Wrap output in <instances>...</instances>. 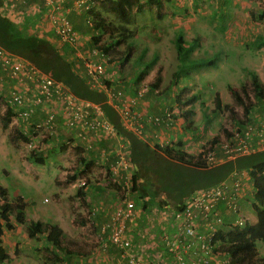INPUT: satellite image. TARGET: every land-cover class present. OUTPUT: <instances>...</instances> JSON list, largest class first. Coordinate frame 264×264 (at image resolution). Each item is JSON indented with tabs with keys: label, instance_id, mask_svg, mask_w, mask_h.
I'll use <instances>...</instances> for the list:
<instances>
[{
	"label": "built area",
	"instance_id": "built-area-1",
	"mask_svg": "<svg viewBox=\"0 0 264 264\" xmlns=\"http://www.w3.org/2000/svg\"><path fill=\"white\" fill-rule=\"evenodd\" d=\"M18 1L10 0V3H7L5 0L2 3L3 9H6L5 13L13 16L15 3ZM63 1L39 0L38 10L41 12L39 20L50 25L57 36V41L60 42L59 45L66 44L69 47L66 52L70 55L69 59L80 62L89 84L104 90L107 102L116 109L124 126L138 134L147 123L171 124L170 107H163L162 113L150 117L133 110L134 101L146 89L144 84L139 85L134 94L127 98L122 96V90H112L106 86L103 78L106 64L112 59L110 52L100 47L101 40L94 43L90 38L91 34L84 35L80 39V32L68 21L67 13L70 10L85 11L103 0H71V6H67ZM86 22L92 28L89 17L86 18ZM93 33L97 34V30L94 29ZM4 80L9 81L10 84L8 96L4 99L1 97V109L2 111L10 110V119L14 121V125L17 127L21 124L25 125L21 131L30 133L28 138L34 139L36 134L41 133L58 136L60 129H67L69 135L63 141L67 147L80 142V146L85 150L91 149L93 144L104 137L114 139L115 148L112 153L115 158L112 161L108 160L103 172L109 173L111 181L117 183L122 193L115 199L116 206L109 220L102 223L100 227V232L96 236V247L100 249L108 245L117 247L119 249L117 264H120L121 260L124 261L123 264H164L167 256L171 259L170 264H206L209 255L212 254L216 224H223L222 218L215 213L219 200L226 201L230 209L236 213L230 224L223 225L225 229L242 227L246 223V218L237 213L235 204V195L239 190L237 179L199 188L185 198L180 209H169L167 214L178 224L177 230L174 233L166 230L159 240L158 254H148L147 262H144L138 254L132 252L131 242L134 237L126 225V220L134 214L135 207L131 199L132 166L127 146L129 144L105 117L100 104L73 95L62 82L43 72L24 57L0 46V82ZM38 113L40 116L35 118L34 116ZM263 119L264 117L256 123L247 122L239 130H236V127L232 128L229 138L224 136L218 141L223 155L216 157L213 150L208 149L203 154L206 164L219 162L223 156L232 157L249 152L253 149L251 140L264 141ZM29 126L30 128H27ZM125 144L128 149L125 148ZM259 147L264 148V143L259 144ZM97 155L103 160L109 158V153L99 147ZM78 182L84 184V180L80 179ZM153 213L154 211L150 215ZM196 217L211 220L207 223L205 231L198 229L194 222ZM194 246L199 250L198 254L196 251H191L194 250ZM217 264L232 263L226 258L219 260Z\"/></svg>",
	"mask_w": 264,
	"mask_h": 264
},
{
	"label": "rangeland",
	"instance_id": "rangeland-1",
	"mask_svg": "<svg viewBox=\"0 0 264 264\" xmlns=\"http://www.w3.org/2000/svg\"><path fill=\"white\" fill-rule=\"evenodd\" d=\"M192 2H195V4H193L191 11L199 14L202 18L205 17L208 23V34L206 33L205 37L209 42L201 44V47L197 51H194L196 49L194 46V50H192L193 48L186 50L180 56L176 54L174 35L176 33L185 35L184 32L180 30L175 32L169 37L170 40L168 37L163 36L164 44L162 49L164 50V56H162L160 62L164 73L162 75L163 82L161 86L164 85L165 88L167 87L166 90L172 91L173 97L176 96L181 100L179 103L171 101L166 105H169L178 112H184L187 109L193 110L192 114L187 115L190 123L194 126L193 130L189 129V132L193 137L198 133H201L203 136H208L203 144V147L208 148L212 137L220 141L225 135V130L230 131L235 126L231 121V116L234 115L226 110L224 104L232 105L236 117L242 122L246 121L242 108L239 104L235 103L230 93V88L239 89L240 86L246 85L250 78V72L252 71L257 74L259 80L264 84V18L256 19L251 15V12L260 10L263 7L264 0H209L210 4L205 5L204 9L200 11L205 10L206 7L208 10L215 9V11H207L205 13L198 12L195 8L199 6L198 3L202 4V2L198 0H192ZM183 14L184 12L180 13V15ZM132 23H134V20ZM109 24L110 27L115 29L113 35L117 36L115 41L117 43L111 51L114 53V57L119 54L122 56L126 52L127 39L134 33L136 28L132 24L131 27L128 26V28L121 30L118 25H114L113 23ZM88 28L90 31V27ZM77 30L80 32V39L85 33H88L83 30ZM212 33L218 34L217 38L221 42L219 40H213L209 35ZM102 37L101 40L103 41H108L109 39L105 32L102 34ZM234 40L239 44H234ZM133 41L136 42V45L139 43L138 38H134ZM187 41L189 42L187 39L184 44H188ZM55 44L60 46L59 41H55ZM189 45L184 47L189 48ZM155 47L160 48V45L157 44ZM65 55L68 56L67 54ZM208 58L213 61L210 65L197 62L199 59L205 60ZM121 61L122 58H113L109 64H106V67H115L119 70L123 66ZM133 61L135 63L140 62L139 60H134L133 56L126 61V65L124 63V69L129 67L130 73L137 69L133 66ZM176 67L180 69H175ZM186 68L189 70L187 71ZM119 78L121 77L118 76ZM151 79L148 77L146 81L150 82ZM131 82L135 84V80ZM0 83L3 86L10 84L7 80ZM165 88L161 89L163 90ZM191 95L194 96L192 101H187L186 103V101L182 100L186 97L189 98ZM247 95L251 98L250 94ZM217 100H219L218 105ZM1 103L0 98V116L2 114ZM250 112L254 114L262 113L257 108H254ZM13 123L14 121L12 119L9 120L6 127H2L0 123V185L7 190V197L10 201H16V195H20L26 201L24 212L27 221L20 225L16 224V228L11 233L5 229L4 232H7L9 235L7 237L4 235L3 247L7 251L12 250L14 242L27 248L31 244L37 245L38 242L43 241L42 238L39 239L37 237L27 238L25 240L26 244H24L23 236L26 237V223L35 213L45 215L47 211L51 210L53 203H57V207L59 205L65 211L72 209L75 212V209L78 207L77 201L81 203L77 191V181L75 180L73 186L70 187L68 184H65L63 188H61L60 183H68L71 181V176L68 177V175H74V177L86 175V169L84 171L79 170L81 168L79 164L81 161L79 158L81 150L78 147H72V159L64 158L59 156L64 150V148L61 149L59 147L62 146L61 141L58 140L56 142L54 140L55 143L49 147L48 139L50 138L47 134L41 133L40 135L36 134V137L30 143L28 137L27 139L26 137L25 139L19 137L18 127L16 128V125ZM22 135L25 136L24 133ZM43 150H47L48 155L46 157L42 153ZM97 150L98 148L89 151L87 149V157L96 155ZM38 157L42 159L40 158L38 161ZM90 160L92 163L88 166L91 168L95 165V162L92 157H90ZM85 178L87 182L99 180L105 184H109L111 186V193L115 192V195H121L122 193L121 188L115 184L116 182L111 181L109 173L107 172L90 173ZM64 187L65 189L71 188L72 191L67 193ZM251 194L252 192H250ZM61 196L64 199H61ZM74 196L78 198L75 199ZM135 196L132 195L131 199H134ZM78 212L81 214L80 211ZM81 216L82 218H76V215H74L75 219L72 221L69 216L66 220L68 227L72 230V233L75 232V240H79L85 244L87 243L86 245H90V247L92 245L94 246L97 236L95 225L83 212ZM9 218L13 221L12 213L9 214ZM88 232L92 233V236L90 234L91 237L88 236ZM137 235L138 232L136 231L135 237ZM73 238L68 241L69 244L74 242ZM75 242L77 243V241ZM44 244H46L45 241L42 244H38L41 246L38 249L34 248L31 250V252H34V257L30 261L37 264H58V260H56L57 251H53V247L49 243L47 246H50V249L49 247L45 248ZM77 245L79 244L77 243ZM131 246L132 252L136 254L139 252L138 247H144L141 242L135 243L134 240L131 242ZM255 247L258 255H264V245L260 240L255 241ZM8 262L7 264L12 263L10 260Z\"/></svg>",
	"mask_w": 264,
	"mask_h": 264
},
{
	"label": "trees",
	"instance_id": "trees-1",
	"mask_svg": "<svg viewBox=\"0 0 264 264\" xmlns=\"http://www.w3.org/2000/svg\"><path fill=\"white\" fill-rule=\"evenodd\" d=\"M1 2H4V0H0V5H2ZM152 4L155 6V9L158 10L160 4H162V0H145L144 2L140 0H103L99 2L98 5L85 10V16L91 19L92 27L97 30V34L91 33V40H93L94 43L97 42L105 32L108 33L109 39L99 44L100 47L103 50H108L114 45V41H112L114 37H112V34L115 29L110 27L109 22L106 21V17L103 14L104 12L114 13L125 22H130L133 20L131 17L132 8L134 11H140L143 5L151 7ZM3 11L6 12V9ZM3 11L2 13L0 12V46L9 52L24 57L43 72L61 81L73 95L99 103L105 117L113 124L117 132L127 140L129 144V157L133 163L131 190L136 193L134 200H138L139 198V200H142L143 204L146 202H153L156 206L161 208L168 207L177 210L183 206L185 198L188 197L192 191L216 183H222L223 181L229 182L234 179L240 181L237 172L244 169L247 170L253 188L251 205L255 211L256 219L252 223L246 222L240 228L219 229L214 238L220 241L221 247L228 253L233 264H264V255H258L255 247L256 240H260L264 245V148L250 150L247 153L227 157L214 164H206L203 154L208 149H212L216 144L217 140L215 137L211 138L212 147H202L201 150L194 155L184 151L180 147L179 141H176L174 146H164L157 143L150 145L130 128L124 126L116 109L106 101L104 91L90 86L83 75L80 62L76 59H68L65 55V52H68L69 48L66 44L57 46L47 38L27 32V30H22L18 25L21 22V16H13V18H11L5 15ZM22 13V15H24L26 12L22 11ZM156 15L159 16V13L156 12ZM251 15L256 19L264 18V5L260 10L251 12ZM67 19L71 22L74 29L77 30L69 16H67ZM21 24L23 25V23ZM182 42V36L178 35L175 39V50L176 54L180 56L184 51L191 50L195 45V43L191 42L192 44L188 46L189 48H185ZM130 50L131 47L127 45L121 63L127 60ZM197 62L212 64L213 61L208 58L205 60L199 59ZM186 70L188 71L189 69L186 68ZM160 81L161 74L160 71L157 70L151 81L144 83L146 89L142 95L148 90H151L154 95L160 94L162 89L160 88L159 91L157 88ZM118 88L119 87H117V89ZM124 89L125 87L121 90ZM8 90L9 85L3 86V84L0 83V98H6L8 96ZM230 93L235 103L239 104L242 108L244 119H246L244 122L240 121L236 117L232 105L224 104L226 110L234 115L231 116V121L232 124H235L234 127H236V130H239V128L247 122L256 123L257 120L264 117V84L259 80L255 72H250V78L246 85L240 86L239 89L232 87L230 88ZM247 94H250L251 98H249ZM193 97L194 96L191 95L189 98L186 97L182 100L187 103V101H192ZM170 100L176 103L181 101L176 96L173 97V95H171ZM218 103L219 100H217V105ZM165 107L169 108L170 106L165 105ZM254 108H257L262 113H255L254 115V113L250 112ZM170 109L172 110L170 114L171 118L178 115L183 118L184 121L188 120V114L193 113L191 109H187L184 112L175 111L171 107ZM162 111L163 109L160 113H162ZM10 114L11 112L9 109L2 112L0 116L2 127H6L10 119ZM161 123L165 124L164 122ZM190 125L191 123L189 120L187 126L189 127ZM23 127H25L23 124L18 126V135L20 138L25 139L21 131ZM27 128H30V126ZM231 134V130H225L224 136L229 138ZM54 137L55 136H53V138ZM67 137L68 136L64 139ZM64 139L61 140L62 146H59L61 149L66 147V144L63 142ZM55 141L57 142L58 139H55ZM212 150H214V148ZM221 152V155H223L222 150ZM82 153L83 154L80 152L79 158L81 161L79 164H83V167H85L91 163V160H85L87 155L84 152ZM214 155L216 157L218 156L215 152ZM40 158L41 157H38L37 160ZM79 170L84 171L82 168H79ZM69 176H71V179L74 178V175H68V177ZM79 195H81V193H79ZM23 207L24 202L20 195H16V201L12 202L7 197V190L5 187L0 185V263L9 260V255L1 244L3 232L5 229H12L14 227V222H24ZM10 213L13 214V221L9 218ZM25 227L26 234L29 237L44 232L45 240L48 241L53 248H57L62 242V230L55 223L37 219L29 221Z\"/></svg>",
	"mask_w": 264,
	"mask_h": 264
},
{
	"label": "crops",
	"instance_id": "crops-1",
	"mask_svg": "<svg viewBox=\"0 0 264 264\" xmlns=\"http://www.w3.org/2000/svg\"><path fill=\"white\" fill-rule=\"evenodd\" d=\"M6 1L7 3H10V0H6ZM140 1L144 2L145 0H140ZM198 1L202 2V4L198 3L199 6L195 7L198 12L201 9H204L205 5L210 4L209 0H198ZM2 3L3 2H1V4ZM63 3L66 4L67 6L72 5L71 0H64ZM15 4L16 7L13 16L14 15L17 17L21 16V22L18 25L22 28V30H27V32L40 35L44 38H47L49 41L55 44V41H57V36L55 35L54 31L51 29L50 25H47L46 23L39 20V16H41V12L38 10V8L40 7L39 0H19ZM193 4H195V2H192V0H162V4H160L158 10L155 9V6L153 4L151 7H148L147 5H143V8L140 11H135V13L132 8L131 11L132 10L133 11L131 12V17L133 18L134 23H132L133 20L130 22H125L114 13H109V12L103 13L106 17L107 22L113 23L114 25H118L121 30L123 28H128V26L131 27L132 24L136 28L134 33L130 37H128L127 45L131 47L129 58L134 56V60L140 61L139 63H135L134 61L132 62L133 66H135L137 69L132 73H130L129 67L124 69V63L126 65V61L129 58L126 61H123L122 63L123 66L119 70H117L115 67L107 68V73L109 75V79L112 81L111 82L112 86L115 85L113 82L120 81L118 84H120V86L122 87H125L124 89L125 91L122 93V96L126 98L132 96L135 92V89L142 83H145L148 77L152 78L157 72V70L160 71L161 78L163 77L162 75L164 73V69L160 62L162 56H164V50L162 49V46L164 44L163 36L168 37L169 39V37H171L175 32H178L179 30L183 31L185 35L176 33L174 35V40L178 35H181L183 41L182 45L187 46L188 44L195 43L194 46L196 47V49L195 50L194 48L192 49L194 51H197V49L201 47V44L209 42L205 37L207 30L209 28L208 23L205 20V17L202 18L201 16H199V14L193 13L191 11ZM219 9L221 8L219 7ZM3 10L4 9L2 5H0V12L2 13ZM22 11L26 13L22 15L23 14ZM207 11H215V9L208 10V8L206 7L205 10L200 12L205 13ZM156 12L159 13V16L156 15ZM182 12H184V14L180 15V13ZM3 13L5 12L3 11ZM5 15L13 18L12 15H9L7 13H5ZM67 16H69L70 20L73 22L74 26L77 29L88 32L85 33L84 35H89L92 33L89 31L88 28L89 26L88 23L86 22L87 16H85L84 10H80L77 12L70 10L67 13ZM21 23H23V25ZM209 35L213 38V40L216 41L219 40L217 38L218 34L212 33ZM113 37L114 38L112 41L115 42L117 36L113 35ZM132 38L133 39L138 38L139 43L136 45V42H134ZM187 39L189 40V42L187 41L188 44H184ZM219 41L221 42V40ZM233 43L239 44L235 40L233 41ZM157 44L160 45V48L155 47ZM65 54L67 53L65 52ZM69 57L70 55L67 56L68 59ZM175 69H180V68L176 67ZM118 76H120L121 78L118 79ZM132 80H135V84L131 82ZM162 82H163V78L160 81V86L157 87L159 88V91L160 88H165L164 85L161 86ZM8 85L9 84H7V86ZM166 89L167 87L160 91L161 95L159 94L154 95L151 92V90L146 91L142 96L138 97L134 101L133 110L146 117H150L153 114L160 113L163 107H165V105L169 103V101H171L170 98L172 95V91L170 92ZM39 116L40 113L36 114L34 117L37 118ZM188 124H189V119L187 121H184L183 118L177 115L174 118H172V122L170 125H166L163 123H160V125H156V124L152 125L150 123L145 124L144 128L141 129V132L138 133V136L143 140H145L146 142H148L150 145L157 143L164 146L166 145L174 146L175 142L179 141L180 147L184 151L194 155L198 153L199 150H201L208 136L206 135L203 136L201 133H198L196 136L193 137L189 132V129L193 130L194 126H192L191 124L190 127H188L187 126ZM60 130L61 132L57 134L58 136H55L54 138L53 136L49 137L50 138L48 139L49 147L55 143L54 141L55 139L61 141L66 136L69 135L67 129H60ZM113 142H114L113 138L104 137L99 141H97L96 144L92 145V147L94 146V148L99 147L100 149H104L107 153H109V158L103 160L100 158L99 155L89 156L88 159L92 157L93 161L95 162V165L92 166L91 168L87 165V169L85 170L86 175H82L80 177L81 180H83L82 178L89 175L90 173H95V174L96 172L104 173L103 168H105L106 165L108 164V160L112 161L115 158L114 154L112 153L113 149L115 148ZM217 142L213 147L211 146V143L209 144L212 147V149L214 148L213 152H215V154H218V156H222L221 155L222 149ZM251 143L253 147L252 150H257V149H262L261 147H259V144H263L264 141L258 142L255 140H251ZM77 145H79L78 147L80 148V142H78ZM127 146L129 147V145ZM127 146L125 144V148H127ZM82 150H85V148L84 147L81 148V154H83ZM42 153H44V155H48L47 150H43ZM85 153L87 152L85 151ZM59 156L72 159L73 151L71 147L65 148L62 151V153H60ZM222 158L225 159L227 157L223 156ZM130 163L133 172V163L132 161ZM237 176L240 179V181H238L239 190L235 195L236 196L235 204L237 206V213L239 215L244 216L246 218V222L252 223L255 221L256 215L251 205L250 192L253 193L251 179L249 178L247 170L245 169L237 172ZM74 180H71L68 183L61 182L60 183L62 186L61 188H63L65 184H68L70 187L73 186L75 184ZM78 188H79L77 190L78 193H81V195L78 194L81 199V203L77 201L78 207L75 209V212L72 209L71 210L67 209L65 211L64 209H62V207H59V205L57 207V203H53L51 210L47 211L45 215H38L37 213H35V215L32 218H30L29 221L38 219L45 222L55 223L62 230V238L64 239H62L60 246H58L57 248H53V251H57L56 260H58V264H117V260L119 259V249L117 247L113 245H108L105 248L100 249L96 247V243L94 246L92 245L90 247V245H86L87 243L85 244L84 242L75 240L76 234L75 232L72 233V230L68 227L66 221L67 218H69V216L71 221L74 220L75 219L74 215H76V218H82L81 215L83 212V214H85L86 217L87 215H89L88 218H90V220L93 221L95 225L94 226L95 232H97L98 234L100 232V227L102 223L109 220L110 214L113 208L116 206V200H115L117 197V195H115L116 193L115 192L111 193L112 192L111 186L99 180L85 182L83 185L78 186ZM64 190H66L67 193L72 191L71 188L65 189V187ZM74 198L77 199L78 197L74 196ZM61 199H64V197L61 196ZM22 200L25 205L26 201L23 198ZM134 206H135L134 214L126 220V225L131 230V233L134 237V242L135 243L141 242L144 245V247L141 246L138 247L139 249L138 256L141 259H143L144 262H147L146 257L148 254L150 255L158 254L159 252L158 243L159 240L162 238L164 232L168 230L170 233H174L177 230L178 224L174 220L170 219L169 215L167 214L168 211H170L169 209L171 208L168 207L161 208L159 206H156L155 203L153 202L152 203L146 202L143 204L142 200H139V198L138 200L134 201ZM78 211H80L81 214ZM152 211H154V213L153 215H150ZM215 213L222 218V223H223V224L221 223L216 224L217 226L216 232L219 229L225 230L223 225L230 224L236 216V213L230 209V207L227 205L226 201L224 200L218 201L215 207ZM25 221H27V218L25 217V212H24V222ZM194 222L197 224L198 229L205 231L207 229V223H210L211 220L209 218H205V219L197 218L194 219ZM16 224L20 225L21 223L14 222V227L12 229H8L10 233L14 228H16ZM136 231L138 232L139 236L137 235L135 237ZM25 234H26V230H25ZM87 234L89 237L92 236L91 232H88ZM4 235H6L7 237L9 234L7 232H3L2 242H1L2 245H3V237H5ZM44 236H45L44 232L35 235L33 237H29L27 236V234L26 237L23 236L24 244H26L25 240L27 238L37 237L39 239L41 238L43 239V241L38 242L37 245L31 244L27 248H25L23 245L20 246L17 242H14L12 250L11 251L6 250L9 255V260L12 262L11 264H37L30 261L33 260L34 257V252H31V250L34 248L38 249L39 247H41L38 244H42L44 243V241L46 242V244H44L45 248L49 247L50 249V246H47L48 241L45 240ZM72 237H74L73 238L74 242H71V244H69L68 241L71 240ZM75 241H77L79 245H77ZM220 244H221L220 241H218L217 239L214 241L212 247V254L209 255L206 264H217L219 260L226 258H228L231 261L230 256L228 255L227 252L223 250ZM193 249L194 250L191 251H196V254L199 253V250H197L195 246L193 247ZM63 258L66 259L63 260ZM170 261L171 259L169 258V256H167L164 259V264H170ZM7 263L9 262L5 261L4 263L1 262L0 264H7ZM123 263L124 261L121 260L120 264Z\"/></svg>",
	"mask_w": 264,
	"mask_h": 264
},
{
	"label": "clouds",
	"instance_id": "clouds-1",
	"mask_svg": "<svg viewBox=\"0 0 264 264\" xmlns=\"http://www.w3.org/2000/svg\"><path fill=\"white\" fill-rule=\"evenodd\" d=\"M99 4V3H98ZM98 4H96V5H98ZM95 6V5H94ZM93 30H94V28L92 27V28H90V32H92L93 33ZM104 34V33H103ZM107 35H108V33H107ZM112 37H113V34H112ZM103 37H102V35H101V38L100 39H98V40H101ZM97 40V41H98ZM103 42H106V40L105 41H103V40H101V42H100V44H102ZM117 42H114V45L116 44ZM113 45V46H114ZM113 46L110 48V49H108V50H106V51H108V52H110V54H111V56H112V59L113 58H118V59H120L121 57H123L124 55H122V56H120V54L119 55H117L116 57H114V53H112V48H113ZM125 54V53H124ZM71 59V58H70ZM111 59V60H112ZM72 60V59H71ZM108 64H109V62H108ZM82 71H83V68H82ZM84 75V74H83ZM85 76V75H84ZM86 78V77H85ZM87 80V79H86ZM61 82V81H60ZM103 82L105 83V85L106 86H108L109 88H111L112 90H115V89H117V87H119L118 89H122L123 87L122 86H120V84H118L120 81H115V82H113L115 85L114 86H112V84H111V80L109 79V75H108V73H107V67H105V73H104V78H103ZM89 83V82H88ZM91 86V85H90ZM92 87V86H91ZM93 88H95V87H93ZM68 89V88H67ZM97 89H100V90H102L101 88H97ZM102 91H104V90H102ZM123 92L125 91V90H122ZM105 98H106V94H105ZM87 100V99H86ZM107 101V100H106ZM5 111V110H4ZM4 111H2V112H4ZM10 120V119H9ZM30 134V133H29ZM29 134H26V133H24V135H25V137H26V139H27V137H28V135ZM137 134V133H136ZM121 135V134H120ZM122 136V135H121ZM48 137H50V136H48ZM30 139V138H29ZM28 139V140H29ZM31 141H32V139H30V143H31ZM66 147L65 148H67V145H65ZM78 147L79 145H77V144H75V145H73V146H71V149H72V147ZM64 148V149H65ZM68 148H70V147H68ZM81 146H80V150H81ZM95 148H98V147H95ZM92 149H94V146L93 147H91V149H88V151L89 150H92ZM85 151L86 150H82V152H84L85 153ZM87 152V151H86ZM88 154V152L86 153V155ZM85 160H90V159H88V157L85 159ZM91 163H92V161H91ZM81 166V165H80ZM81 168L83 169V170H85V169H87V167L85 168V167H83V164H82V166H81ZM80 177L81 176H76V177H74L72 180H76L77 182V185L78 186H80V185H83V184H79V180H80ZM83 180H84V183L85 182H87V179L84 177V178H82ZM74 180V181H75ZM115 184H117V183H115ZM118 186V185H117ZM132 195H136V193L134 192V191H132V194H131V196ZM134 197V196H133ZM133 200V202L135 201L134 199H132ZM89 216H87V218H88Z\"/></svg>",
	"mask_w": 264,
	"mask_h": 264
}]
</instances>
